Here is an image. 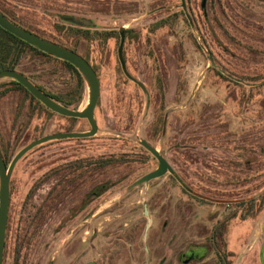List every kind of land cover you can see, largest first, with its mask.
<instances>
[{"label":"rangeland","instance_id":"374dc122","mask_svg":"<svg viewBox=\"0 0 264 264\" xmlns=\"http://www.w3.org/2000/svg\"><path fill=\"white\" fill-rule=\"evenodd\" d=\"M253 1V5L244 6L246 17L190 23L169 15L164 0H6L11 14L50 37L63 39L64 30L53 28L54 23L67 28L61 14L92 21L89 27L72 24L77 28L112 34L105 40L77 42V49L95 67L100 81L94 109L96 133L87 138L49 140L28 151L12 171L14 203L51 166L84 156L130 154L144 162L135 164L130 172L110 171L91 178V188H107L91 205L93 212L106 210L90 221L91 260L103 264L145 262L143 245L148 236L144 238L143 225L147 221L141 213L149 200L152 264L169 252L168 238L189 250L188 244L201 242L215 220H226L221 242L233 255V264H259L264 201L259 209L245 214L235 204L250 197V190H255L253 194L264 192V2ZM121 27L127 30L122 47L125 71L142 82L149 94L145 114L144 93L125 75L117 56ZM4 39L0 36V49ZM16 69L63 100L74 96L76 78L57 59L24 47ZM255 76L263 79L251 81ZM234 79L250 80V85ZM7 80H0L2 151L16 152L44 134L88 129L86 120L52 113L21 90L1 93L12 87ZM84 103L83 90L81 98L69 107L80 108ZM140 139L166 158L176 179H152L130 193L127 186L156 164L153 156L140 148ZM250 157L255 162L245 163ZM236 193L241 197L236 198ZM61 212L43 232L49 248L46 252L47 245L43 246L42 263L47 256L62 262L61 244L71 232L80 238L88 236L83 226L75 227L81 216L74 220L66 218L67 211ZM137 220L135 240L119 239L124 227ZM175 246L169 249L178 250ZM116 249L117 255L108 259Z\"/></svg>","mask_w":264,"mask_h":264},{"label":"flooded vegetation","instance_id":"af4514ba","mask_svg":"<svg viewBox=\"0 0 264 264\" xmlns=\"http://www.w3.org/2000/svg\"><path fill=\"white\" fill-rule=\"evenodd\" d=\"M164 1L166 2L164 6L169 11V15L173 13L175 14V18L186 19L188 22H217L224 19H239V17L242 15L246 17V13L248 11H246L244 6H251L254 2L253 0H183V2L182 0H178L174 3H172L171 0ZM258 1L264 2V0ZM72 24L76 25V23ZM79 24L83 27H89L90 25H92V23L89 25H83L81 23ZM158 25H160V22H158ZM197 27H199V25H197ZM126 31L127 30H124V39ZM0 52L2 54L4 53L3 46L1 47ZM1 53L0 56L2 55ZM212 66H215V61L214 63H212ZM15 70L18 71L16 68ZM233 81H235L236 83H242L245 86L250 85V80H240L239 82L238 79H234ZM221 139H224V137H221ZM148 144L151 145L149 142ZM158 153L162 155L160 152ZM2 154L3 151L0 148V156ZM152 156L156 160V164L152 169H150V171L155 169L158 164L155 156ZM162 157L166 160L163 155ZM1 158L3 159V156H1ZM89 158L90 156L78 157L73 160H68L62 162L61 164L51 166L31 183V185L24 192L23 196L18 199L16 203H14L13 198V192L15 191V188L13 186L14 183L11 176L13 171L12 169L9 177L8 207L6 213L4 245L1 264H103L102 261H97V259L91 260L89 226L92 218L96 217L97 215L105 214L106 210H100L99 212L91 211V205L96 201L97 198L101 197L103 192L107 191V188H91L90 185L92 174L90 172ZM80 160H82V167L77 165V162ZM8 162L6 163L4 161L5 165H7ZM166 162L170 165L167 160ZM245 163L249 162L245 160ZM15 165L13 168H15ZM170 167L172 168V172L166 171L156 178L170 177L176 179V172L171 165ZM65 171L69 172L66 173ZM151 180L152 179H150L148 183ZM45 184H49V186L47 185L48 188L43 189ZM135 187L130 189L128 192L132 193L133 191H135ZM116 191L117 190H113L111 192ZM237 198H239V196H237ZM248 198L243 199L248 200ZM115 203L116 202L112 203V205ZM239 203L240 200L235 201V204L239 207L241 213L245 214V209L247 210L248 203L246 202L243 207H241ZM144 208L149 214V200L144 203L141 213V218H144L146 222L147 220L146 216L144 215ZM61 209L62 214L67 211L66 218L75 220L81 216L82 220L79 221L75 225V227L83 226L86 229L84 233H88V236L80 238L78 236H75V231L71 232L69 234V237L61 244V248L63 249L62 262L56 261L54 256H47L45 261L42 263V259L44 256V254L42 253L43 246L47 245L46 252L49 248V242L43 241V232L50 224L51 219L57 216L60 213ZM248 211L249 210H247L246 213ZM139 224L140 221L137 220L135 223L124 227V230L122 231L121 237L119 239H124L131 242L134 241L136 235H138ZM225 225L226 220H215L213 225L205 230L206 234L201 242L188 244L191 246V249L189 250H186L185 248L187 246L185 247V245H181V243L179 244V246H175L172 242L174 239H172V237L171 239L168 238L167 246L169 252L167 254H163L162 257L158 260L157 264H233V255L230 254V251H228L226 249V246L221 242ZM144 226L145 225H143V231L145 228ZM151 226L152 222H149V226L146 230V239L148 236V241L145 243V245H143V250L145 252V262L143 264H152L151 260L153 251L149 244L150 235H148L149 233L152 234L150 229ZM216 226H219L220 235H218L217 232L214 233V228ZM171 242L172 245H170ZM183 244H185L184 240ZM121 245H123V243H121ZM170 246H175L177 249H179H174V253L169 249ZM181 246L182 248H180ZM117 253L118 249L108 254V259L112 260L114 255H117ZM210 253H212L211 260H209L208 258V255Z\"/></svg>","mask_w":264,"mask_h":264},{"label":"water","instance_id":"95a60500","mask_svg":"<svg viewBox=\"0 0 264 264\" xmlns=\"http://www.w3.org/2000/svg\"><path fill=\"white\" fill-rule=\"evenodd\" d=\"M183 2V0H182ZM60 18L71 21L72 23H81L83 25H89L92 23L90 19H77L74 16L70 15H60ZM191 23V21H190ZM0 27L5 31L11 33L17 38L27 42L28 44L36 47L42 52H45L49 55H52L61 60L68 61L71 63L79 72L83 79L84 91H85V103L80 108H71L62 104L61 102L52 98L49 94L41 91L37 86H35L26 75L23 73L16 71L14 69H1L0 70V80L1 79H15L20 84H22L32 96L40 100L44 106L49 108L50 110L71 118H81L86 119L88 123V129L83 131H64V132H56L51 134H44L37 138L32 139L31 141L24 144L20 147L11 157L8 164L5 165L3 159L0 156V264L2 261V251L4 245V231H5V223H6V213L8 207V196H9V177L10 173L17 163V161L30 149L33 147L40 145L46 141L53 139H63V138H87L93 136L97 131V123L94 117V109L98 102L99 93H100V81L96 71L89 64V62L80 56L76 51L63 47L57 43L51 42L44 38L39 37L38 35L22 28L20 26L15 25L11 22L4 14L0 12ZM197 41L203 51L208 55L209 62H212L211 56L208 53L207 49L201 42V39L197 33L194 31ZM119 43L117 48V56L122 68H124V73L127 77L132 78L125 71V63L122 56V47L124 43V29L121 27L119 29ZM136 84L141 88L142 92L145 96V108L144 114L148 110L149 106V94L146 90L145 86L140 81H135ZM140 145L143 146L146 150H148L152 155L157 159V166L155 169L148 171L135 179L132 183L127 186V191L132 189L135 186L146 185L150 179L156 178L166 171L172 172V168L166 162V160L160 155L154 147L148 144V142L144 139H140ZM144 215L147 217V223L145 225V233L144 238L146 236V230L149 226L150 217L147 213V210L144 208ZM261 231V245L259 248V263H263V249H264V216L262 218L260 224Z\"/></svg>","mask_w":264,"mask_h":264},{"label":"trees","instance_id":"16d2710c","mask_svg":"<svg viewBox=\"0 0 264 264\" xmlns=\"http://www.w3.org/2000/svg\"><path fill=\"white\" fill-rule=\"evenodd\" d=\"M11 9L12 8H11L10 3L6 2V0H0V12L2 14H4L15 25L20 26L22 28H25L26 30L38 35L41 38H44V39L49 40L51 42L57 43V44H59L63 47H66L68 49L74 50L80 56L85 58L87 61H88L87 57L77 49V42L79 40H82V39L83 40H90L91 38H99V39L105 40L108 37L112 36V34L110 32H104L101 30H89V28H77L78 26L75 27L74 25H72V22L63 20L64 23L66 22V24L68 25V26H66L67 28H64L63 24H59V23L53 24L54 31L61 32L62 30H64L63 39H60L57 37L55 38L53 36L50 37L49 35H46V34H43V33H40L39 31H37L35 28H33L31 26V24L30 25L26 24L25 22L16 18L13 14H11L12 13ZM0 35L5 37V40L2 42L4 53L0 56V70L5 69V68L15 70L16 65L18 63V60H19V57H20V54H21L24 47L28 48V49L35 50L37 53H40L42 55H45V56H48V57H51V58H54V59L61 61L66 66L67 70H69V72H71L72 75L75 76L76 81H75V86L73 88L74 96L72 98L67 99V100H63L58 95L49 93L48 91H45L41 85L33 82L30 79V77H28V79L35 86H37L41 91L49 94L52 98H54L55 100L61 102L62 104L66 105V106H71L72 104L76 103L81 98L82 92L84 90L83 79H82L81 75L79 74L78 70L71 63H69L68 61L56 58V57L49 55L45 52L40 51L36 47H34V46L28 44L27 42L17 38L16 36L5 31L4 29H2L1 27H0ZM70 37L74 38L71 42H69ZM195 44L198 46L196 41H195ZM6 59H8L7 63L5 62ZM89 64H90V62H89ZM92 67L95 70V67L94 66H92ZM258 79H263V76H261V77L255 76L253 79H251V81H257ZM7 82L10 85H12V87L6 88V90H3L1 93L7 92V91H10L13 89L21 90L26 95H28L31 99L36 100L39 104H41L43 107H45L50 112L56 113V112L50 110L49 108H47L46 106H44L40 100H38L37 98L32 96L30 94V92L22 84H20L17 80L8 79ZM262 85H264V82L262 83ZM61 116H63V115H61ZM64 117H66V116H64ZM66 118H70V117H66ZM70 119L75 120L77 118H70ZM140 148L144 152H147V150L144 149L143 147L140 146ZM14 153L15 152H13V151L8 153L6 150H4L3 154L1 156H3L4 161L7 163L10 160V158L13 156ZM255 160L256 159L254 157H250V158H248L247 162L253 163V162H255ZM81 161L82 160L77 162L78 163L77 165L80 167H82ZM140 162H144V161L143 160H136L130 154H124V153L90 156V158H89L90 172H91L92 176L94 174L107 173L110 171L130 172V171H133L135 164L138 165ZM65 172L67 173L69 171H65ZM130 181H132V179ZM238 182H239V180L234 182V184H236ZM254 192H255V190H252V191L250 190V192H249L250 197L248 198V200H244L243 198H240L239 204L241 207H243V205L247 202L248 203L247 210L251 211L253 209H259L260 208V206L262 205V203L264 201V192H260L258 194H253ZM234 195H236V198H237V196L241 197L240 193H238V194L236 193ZM247 210L245 209V213ZM215 232H217L218 235H220L219 234L220 233L219 226H216L214 228V233Z\"/></svg>","mask_w":264,"mask_h":264}]
</instances>
